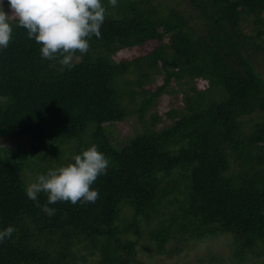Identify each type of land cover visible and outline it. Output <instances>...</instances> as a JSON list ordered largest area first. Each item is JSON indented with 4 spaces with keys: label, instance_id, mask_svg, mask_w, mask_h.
<instances>
[{
    "label": "trees",
    "instance_id": "trees-1",
    "mask_svg": "<svg viewBox=\"0 0 264 264\" xmlns=\"http://www.w3.org/2000/svg\"><path fill=\"white\" fill-rule=\"evenodd\" d=\"M104 3L100 38L71 68L43 59L15 21L0 51V229L15 228L0 264H144L141 248L173 258L220 237L232 264L259 259L264 0ZM124 49L139 55L117 61ZM176 87L185 107L166 119L153 109ZM129 117L135 136L118 148L105 124ZM91 144L110 161L91 185L98 198L49 204V216L47 193L39 204L26 195L28 172L66 165Z\"/></svg>",
    "mask_w": 264,
    "mask_h": 264
},
{
    "label": "clouds",
    "instance_id": "clouds-1",
    "mask_svg": "<svg viewBox=\"0 0 264 264\" xmlns=\"http://www.w3.org/2000/svg\"><path fill=\"white\" fill-rule=\"evenodd\" d=\"M0 0V51L6 49L13 39V21L26 30L27 36L40 44L43 59L57 61L60 71L73 66L77 53H86L93 35L100 38V28L107 15L104 0H8L11 14L6 12ZM118 0H108L115 7ZM119 124L107 123L106 126ZM109 159L91 144L72 158V162L47 172L38 173L30 181L25 192L37 204L38 194L47 193L43 211L49 216L55 209L49 204L58 201L94 203L99 191L91 185L97 177L106 173ZM15 231L9 225L0 229V242L10 238Z\"/></svg>",
    "mask_w": 264,
    "mask_h": 264
},
{
    "label": "rangeland",
    "instance_id": "rangeland-1",
    "mask_svg": "<svg viewBox=\"0 0 264 264\" xmlns=\"http://www.w3.org/2000/svg\"><path fill=\"white\" fill-rule=\"evenodd\" d=\"M2 6L6 12L11 14V9L8 5V0H3ZM264 16V15H263ZM151 45H147V49H151ZM138 51L136 49H124L118 53L116 57L117 61L121 59H130L133 57H137ZM162 84V79H157L154 87H158ZM196 86L199 90L206 89L208 87L207 82L199 81L196 83ZM176 92H172L171 94L164 95L160 99L159 105L153 109V111H157L161 116L166 118V113L173 110H180L185 107L184 95L179 92V88H175ZM130 107V106H129ZM132 107V106H131ZM167 119V118H166ZM132 117H129L127 121L115 125H111L110 130L112 131V143L118 148H122L124 142L133 138L134 135V127L132 126ZM0 144H2V140H0ZM4 145H9L8 142L4 143ZM28 183L32 181L35 176L28 172ZM231 242V239L228 240ZM140 254L139 258L144 262V264H232L229 260L230 249L228 247V243L226 237H220L211 241H203L197 244H190L189 248L182 252L180 255L169 258L166 255H156L152 257L141 249H139ZM220 253L222 257H217L216 253ZM211 257H216L218 260H211ZM246 264H264V255L255 261H248Z\"/></svg>",
    "mask_w": 264,
    "mask_h": 264
}]
</instances>
